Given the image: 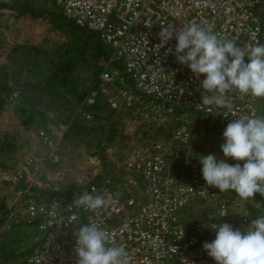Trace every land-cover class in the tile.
Instances as JSON below:
<instances>
[{
  "label": "built area",
  "instance_id": "1",
  "mask_svg": "<svg viewBox=\"0 0 264 264\" xmlns=\"http://www.w3.org/2000/svg\"><path fill=\"white\" fill-rule=\"evenodd\" d=\"M31 1L36 0L0 4ZM49 1L67 20L95 33L107 50L96 86L80 101L79 118L93 119L90 108L103 101L116 114H132L138 124L172 125V133L163 141H133L123 175H101L74 187L59 167L72 120L40 129L37 138L45 151L28 152L12 169L16 190L0 222V247L11 224H19L35 243L18 264H77L76 230L95 223L112 245L126 248L129 264H216L203 244L215 238L219 223L246 231L253 199L245 202L206 184L192 142L207 134L194 116L225 126L235 118L264 116V99L229 92L231 109L204 104L203 97L213 95L200 87L205 74L197 77L176 60L174 36L161 46L158 34L167 25L179 30L196 22L214 25L218 36L244 48L263 44L264 0ZM225 111L235 116L215 114ZM85 192L102 196L105 205L92 211L77 207L75 199ZM194 201L207 207L208 216L187 223L183 211Z\"/></svg>",
  "mask_w": 264,
  "mask_h": 264
},
{
  "label": "rangeland",
  "instance_id": "2",
  "mask_svg": "<svg viewBox=\"0 0 264 264\" xmlns=\"http://www.w3.org/2000/svg\"><path fill=\"white\" fill-rule=\"evenodd\" d=\"M36 4L41 10L53 12L56 9L58 13L54 17L49 13L31 16L20 15L9 7L0 8V74H6V81L13 88L0 108V202L6 206L13 202L16 190L11 180L14 165L28 152L42 154L45 151L37 138L40 129L72 120L70 131L65 133L67 140L60 148L59 167L74 187L101 175H123L122 162L133 141L139 144L155 139L163 141L172 133V125L138 124L132 114H116L103 101L96 113L94 111L93 119L84 120L83 126L80 125L79 103L73 90L87 92L96 85L92 79L98 63L92 58V41L84 40L79 44L78 34L70 32L65 20L59 17L61 8L52 1ZM99 42L103 45L101 40ZM70 61L74 62L70 70L64 69L53 77L58 64ZM46 78L55 79L44 84ZM41 84L40 95L29 89ZM201 125L207 136L196 137L192 142L195 160L199 161L201 155L214 154L217 160L242 166L243 161H231L232 158L223 156L220 145L224 142V128L215 129L213 126L218 124L212 121ZM225 193L238 196L231 190ZM187 210L189 220L195 223L208 216L207 207L198 201ZM248 211L250 216H264V205L256 206L253 197ZM3 219L0 212V222ZM32 240L24 227L12 223L2 237L0 264H18L24 256L23 249L28 248Z\"/></svg>",
  "mask_w": 264,
  "mask_h": 264
},
{
  "label": "clouds",
  "instance_id": "3",
  "mask_svg": "<svg viewBox=\"0 0 264 264\" xmlns=\"http://www.w3.org/2000/svg\"><path fill=\"white\" fill-rule=\"evenodd\" d=\"M213 29L212 24L191 22L179 30L167 25L158 35L161 46L174 36L176 60L197 77L205 74L200 87L213 95L204 96V104L231 109L229 92L264 98V44L257 41L244 48L235 40L218 36ZM230 113L235 116L231 111L215 114L227 117ZM222 136L223 156L243 164L230 165L217 160L214 154L201 155L206 184L219 192L234 191L245 202L255 193L264 197V116L235 118L226 125ZM75 204L92 211L102 208L105 199L85 192L75 199ZM214 229L215 238L204 243L203 248L216 264H264V216L252 219L244 232L227 222L214 225ZM75 244L77 264H129L126 248L112 245L108 233L95 223L78 227Z\"/></svg>",
  "mask_w": 264,
  "mask_h": 264
},
{
  "label": "trees",
  "instance_id": "4",
  "mask_svg": "<svg viewBox=\"0 0 264 264\" xmlns=\"http://www.w3.org/2000/svg\"><path fill=\"white\" fill-rule=\"evenodd\" d=\"M37 2L41 3V1H39V0L31 1V2H19V3H14L13 6H11L9 8L10 9H15V11L18 14H20V15L21 14H29L31 16H39V15H42L44 13H49L50 17H54V15H56L58 13L56 11V9L53 10V12H48V11L41 10L42 7L38 6L36 4ZM1 7H3V6L0 4V8ZM47 10H49V9H47ZM59 17H61V18H63L65 20L64 22L66 23V26L69 28L71 33L78 34V42H79V44L80 43H84V40L85 41H88V40L92 41V46H91L92 47L91 48L92 49V58H93V60L96 63H98L97 64L98 68L96 69L95 77L92 79V83L94 82L95 84H97V77H98V74H99L100 70L102 69V63L108 57L106 48L103 47V45L100 44L97 35L95 33H93L92 31H90V30H88L86 28H81V27L76 26L73 22H71V21L67 20L65 17H63L62 14L59 15ZM79 44H77V47H78ZM36 51L38 53H40V51H38V50H36ZM71 61L70 62H66V63L58 64L57 65L58 68L54 72L53 77H55L58 72H62L64 69L70 70L71 66L73 65L72 63H74V62H71ZM5 76H6V74L4 72H2V74H0V108L3 107V105L5 104L6 98L9 97V95L13 92V88L8 84V82L5 79ZM52 79H55V78H50V79L46 78V82L44 84H47V83L49 84ZM95 86H92V87H95ZM29 89L36 91V94L40 95L41 94V89H42V84H41L40 87L39 86H33V87H29ZM73 92L75 93V95H77L76 96L77 102L80 104V101L83 100L84 96L86 95V93L88 91L87 92L86 91L77 92V91L73 90ZM26 100H27V98H26ZM98 108H100V105L92 107V108H90V110L91 111L93 110L92 113L94 114V111L95 110L97 111ZM96 111H95V113H96ZM29 119H27L28 122H29ZM27 120H26V122H27ZM208 121H209L208 119H206L204 117H201L200 115L196 116V117L194 116V124L195 123L196 124H199V123L201 124V123H205V122H208ZM82 122H86V121L81 120L80 125H82ZM71 126H72V124H71ZM71 126L69 127L68 131H70ZM213 127L215 129H222V128L225 129L226 125L225 126L218 125L217 127L216 126H213ZM231 161H234V160L231 159ZM20 186H21V184H17V188H19ZM254 201H255V205L256 206L259 205V204L260 205H264V197H262L259 193H255L254 194ZM0 212L2 213V215L4 217L7 214V206L4 204V202H0ZM187 212H190V211L189 210H184L183 211V216H184L185 221L187 223H191L189 221V213H187ZM2 261L3 260H0V263Z\"/></svg>",
  "mask_w": 264,
  "mask_h": 264
},
{
  "label": "crops",
  "instance_id": "5",
  "mask_svg": "<svg viewBox=\"0 0 264 264\" xmlns=\"http://www.w3.org/2000/svg\"><path fill=\"white\" fill-rule=\"evenodd\" d=\"M251 217V220L252 219H254V218H257V216H250ZM31 236V235H30ZM32 237V239H33V236H31ZM34 243H35V241L34 240H32V243H31V245L28 247V248H24L23 250H25V252H24V255H25V253H28L29 252V249L34 245Z\"/></svg>",
  "mask_w": 264,
  "mask_h": 264
}]
</instances>
